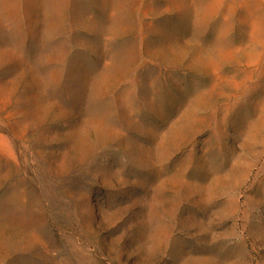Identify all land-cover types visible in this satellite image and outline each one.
<instances>
[{
  "label": "rangeland",
  "instance_id": "1",
  "mask_svg": "<svg viewBox=\"0 0 264 264\" xmlns=\"http://www.w3.org/2000/svg\"><path fill=\"white\" fill-rule=\"evenodd\" d=\"M0 264H264V0H0Z\"/></svg>",
  "mask_w": 264,
  "mask_h": 264
}]
</instances>
